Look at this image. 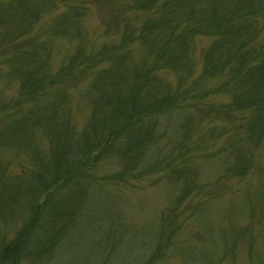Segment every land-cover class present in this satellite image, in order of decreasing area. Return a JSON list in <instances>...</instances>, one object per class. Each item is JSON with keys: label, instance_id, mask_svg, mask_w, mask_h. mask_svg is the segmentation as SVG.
<instances>
[{"label": "trees", "instance_id": "16d2710c", "mask_svg": "<svg viewBox=\"0 0 264 264\" xmlns=\"http://www.w3.org/2000/svg\"><path fill=\"white\" fill-rule=\"evenodd\" d=\"M56 1L66 12L34 32ZM87 1L117 10L89 49L80 29ZM15 7L5 9L15 26L0 18V81L18 83L14 98L0 99V222L25 225L11 241L0 238L3 264L49 261L93 208L124 196L117 185L157 184L159 175L178 191V204L209 186L212 173L217 182L249 174L264 148V0H21ZM129 14L144 17L137 25ZM202 36L213 40L197 61L193 43ZM59 37L77 44L53 70ZM22 156L31 169L11 174ZM110 211L99 221H113ZM160 228L141 263L168 260ZM103 230L98 248L114 239Z\"/></svg>", "mask_w": 264, "mask_h": 264}, {"label": "rangeland", "instance_id": "374dc122", "mask_svg": "<svg viewBox=\"0 0 264 264\" xmlns=\"http://www.w3.org/2000/svg\"><path fill=\"white\" fill-rule=\"evenodd\" d=\"M16 1L21 0H0V18L2 22L5 19L9 27L15 25L10 18H6V11H14ZM84 4L86 16L80 23V29L84 36V45L89 49L90 44H96L97 36L104 30V20L110 12L117 10L111 2L103 5L98 1H87ZM65 12L66 5L56 1L39 20L34 32L46 31L52 20ZM128 16L133 17L137 25L144 17L142 14ZM194 39L193 56L197 60L213 39L206 36ZM76 44V40L70 41L67 37L57 38L50 56L53 70L57 69L60 58L72 47H76ZM141 54L136 53L135 60L139 61ZM1 72H6V69L0 67ZM166 76L168 81L173 82L172 75ZM16 81L12 78L0 81L2 101L15 97L18 92ZM71 115L80 124L83 114L75 111ZM39 140L40 147H44L46 141ZM226 140L219 139L224 144ZM2 156L8 157L5 154ZM15 158V163L10 167L11 174L20 169H31L23 156L16 160ZM254 160L249 174L245 177L220 179L218 183L215 181L218 174L212 173L207 181L209 186L197 194L192 193L178 204L175 202L178 191H173L166 182L159 180V175L156 178L157 184L147 179L138 180L133 187L130 183L122 184L126 186L117 185L125 197L117 196L114 203L109 200L107 207H100L101 211L111 210L113 221L105 222L106 219L101 218V214L99 217L105 220L99 221L97 215L101 211L93 208L95 212H91L93 217L87 223L85 221L84 224L77 225L72 232L61 237L62 243L57 245L53 252L55 254L47 257L49 261L40 259L34 264H143L141 262L155 249L152 234L158 232L160 227H163L164 238L160 241L164 248L162 252L169 258L161 259L156 264H264L263 146L257 149ZM105 169L110 171L114 167ZM10 210L14 215L15 209L11 207ZM7 214L10 215L8 211ZM24 225L23 220L19 221L18 218L5 226L0 222L1 240L4 243L11 241L17 229ZM104 225L106 229L112 230L114 241L106 242L103 248H98L96 243L103 241L98 232L104 231ZM0 264H3L1 260ZM6 264L9 262L6 261ZM17 264L31 263L27 259Z\"/></svg>", "mask_w": 264, "mask_h": 264}]
</instances>
